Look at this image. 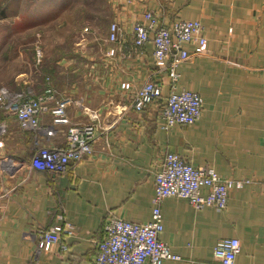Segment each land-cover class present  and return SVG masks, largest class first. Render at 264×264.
Segmentation results:
<instances>
[{
  "label": "crops",
  "instance_id": "crops-1",
  "mask_svg": "<svg viewBox=\"0 0 264 264\" xmlns=\"http://www.w3.org/2000/svg\"><path fill=\"white\" fill-rule=\"evenodd\" d=\"M91 1L93 19L102 26L68 52L55 49L49 76L30 92L49 86L70 124H94V152L60 174L31 168L40 146L65 145L66 126L52 125L46 111L37 131L25 129L0 110V264L91 263L109 213L150 218L155 172L166 151L250 181L231 189L221 210L164 197L159 238L180 258L163 264H216L213 247L220 237L239 239L234 264H264V0ZM146 9L165 25L176 18L203 25L205 50L177 66L175 83L176 90L203 98L193 123L163 127L160 110L170 79L153 56L152 41L133 42L132 24ZM112 22L122 28L116 40L109 37ZM145 80L160 85L161 97L136 110L132 94ZM63 221L71 223L67 249L54 244L38 250L39 230Z\"/></svg>",
  "mask_w": 264,
  "mask_h": 264
},
{
  "label": "built area",
  "instance_id": "built-area-1",
  "mask_svg": "<svg viewBox=\"0 0 264 264\" xmlns=\"http://www.w3.org/2000/svg\"><path fill=\"white\" fill-rule=\"evenodd\" d=\"M132 31L136 46L152 41L153 56L164 64L171 82L172 88L160 110L163 127L168 129L196 121L202 113V96L189 89L176 90L175 83L179 78L177 66L192 53L201 54L205 50L202 23L199 20L176 18L171 24L165 25L151 9H146L142 20L133 22ZM121 35V26L112 22L110 39H119ZM160 97V85L145 80L135 87L131 103L136 110H141ZM52 102L54 105L50 106ZM0 110L15 116L25 129L37 131L41 127L40 114L46 111L52 115V125L66 126L65 145L40 146L31 157V168L60 174L68 169L72 161L81 160L94 152L95 125L70 124L65 105L49 86L36 95L9 93L1 88ZM249 181V178L223 177L212 166H195L178 153L166 151L160 169L155 172L150 218L139 222L109 213L103 225V238L97 242V253L89 264H163L166 259H179L180 256L172 253L159 238L163 229L160 209L162 199L176 197L186 199L196 209L211 206L221 210L227 204L230 190L242 187ZM203 189L206 191L203 192ZM70 229L71 223L68 221L40 229L37 249L50 250L54 244H58L62 250L67 249L66 237ZM239 250L237 237H220L213 247V260L216 264H234Z\"/></svg>",
  "mask_w": 264,
  "mask_h": 264
},
{
  "label": "rangeland",
  "instance_id": "rangeland-1",
  "mask_svg": "<svg viewBox=\"0 0 264 264\" xmlns=\"http://www.w3.org/2000/svg\"><path fill=\"white\" fill-rule=\"evenodd\" d=\"M94 8L91 0H0V89L32 94L55 49L68 52L97 33Z\"/></svg>",
  "mask_w": 264,
  "mask_h": 264
}]
</instances>
